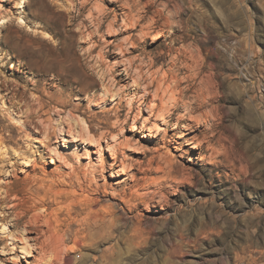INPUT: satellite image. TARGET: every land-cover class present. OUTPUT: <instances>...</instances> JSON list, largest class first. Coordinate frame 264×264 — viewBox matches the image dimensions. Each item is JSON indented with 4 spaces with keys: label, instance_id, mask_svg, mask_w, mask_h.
I'll list each match as a JSON object with an SVG mask.
<instances>
[{
    "label": "rangeland",
    "instance_id": "1",
    "mask_svg": "<svg viewBox=\"0 0 264 264\" xmlns=\"http://www.w3.org/2000/svg\"><path fill=\"white\" fill-rule=\"evenodd\" d=\"M0 264H264V0H0Z\"/></svg>",
    "mask_w": 264,
    "mask_h": 264
},
{
    "label": "bare ground",
    "instance_id": "2",
    "mask_svg": "<svg viewBox=\"0 0 264 264\" xmlns=\"http://www.w3.org/2000/svg\"><path fill=\"white\" fill-rule=\"evenodd\" d=\"M70 7H72L73 6V4H72V2H70ZM68 5V4H67ZM70 9V8H69ZM90 14V13H89ZM91 17H92V15H91ZM131 25V28H134L135 27V24H134V22L133 23H131L130 24ZM144 33V32H143ZM146 33V32H145ZM144 33V34H145ZM147 34V33H146ZM156 35V34H155ZM133 44V43H132ZM131 44V46H132V48H133V50H137L138 48L135 46V45H132ZM171 64H172V62H171ZM190 65V64H189ZM171 68H172V66H171ZM190 68V67H189ZM169 70V69H168ZM153 76V75H152ZM163 76V75H162ZM162 76H160V79H161V77ZM197 76V75H196ZM154 77V76H153ZM163 78V77H162ZM171 79H173V80H175L174 78H170V80ZM159 80V79H158ZM165 79H162V81H164ZM154 81H155V79H154ZM159 81H161V80H159ZM158 81V82H159ZM168 82V81H167ZM174 82H176V80L174 81ZM154 83V82H153ZM172 83H173V81H172ZM176 85H177V82L175 83ZM179 84V83H178ZM162 85V84H161ZM161 85L159 86V87H157L156 88V86H155V93H153V97H154V94H158L157 93V90H158V88H160L161 87ZM168 85V84H167ZM170 85H172V84H170ZM166 86V85H165ZM164 86V87H165ZM167 88H168V86H166ZM174 86H172V88H173ZM206 87V86H205ZM149 86L145 89V90H143V92L145 91V93H150L149 92ZM167 88H164V89H162V90H158V92L159 91H163L164 92V90H165V92H164V94L163 95H165V94H168L169 92L167 91ZM169 88H171L170 86H169ZM171 88V91L170 92H172L171 94H169L168 95V97L166 98V96H165V98L167 99L166 101H164L166 104V106H163V105H161L160 106V109H162V110H164L165 111V113L166 112H170V108L169 107H171V108H178V103H179V101H181L180 100V97H177V95L178 96H182L181 94L179 95V94H177L178 93V91H177V93L174 91V89H176V88H173L172 89ZM208 89V88H207ZM207 89H205V90H207ZM203 90V89H202ZM166 91L168 92V93H166ZM183 91V90H182ZM180 92V91H179ZM175 93L177 94V95H175ZM202 93V92H201ZM143 95H144V93H142V95H141V99H143ZM159 95V94H158ZM157 95V97H159ZM161 95V94H160ZM202 96V95H201ZM162 97V96H161ZM164 97V96H163ZM152 98V97H151ZM156 98V97H155ZM155 98H154V100H155ZM140 99V100H141ZM159 99V98H158ZM199 99H201V98H199ZM153 99H150V103L148 102L146 105V107L148 108V110H149V115H148V117H145L144 118V120L142 121V123H144L145 124V122H147V120H149V118H151L153 115H152V112L155 110V109H153V107H155V104L153 105V102L151 103V101H152ZM157 100V99H156ZM162 102H163V100H164V98L163 99H160ZM159 101V100H158ZM138 102H140V103H143L144 101L143 100H141V101H139V100H137V103ZM162 102H158V103H162ZM185 102H187V101H185ZM189 102V101H188ZM178 104V105H177ZM183 104V103H182ZM138 105H139V103H138ZM192 105V104H191ZM190 105V106H191ZM185 106H187V108H190V106H189V104L188 103H185L184 104V107ZM158 106H156V108H157ZM180 107V106H179ZM182 107V106H181ZM186 108V107H185ZM184 108V109H185ZM192 108V107H191ZM158 110H159V107H158V109L157 110H155V112L156 113H158ZM160 111L159 113L161 114V112H163V111ZM189 110V109H188ZM185 111H187V109L185 110ZM189 111H191V110H189ZM139 112H140V107L139 106H137V111L134 113V116H133V121H135L136 120V118L138 117V114H139ZM158 113V114H159ZM163 114V113H162ZM162 114L160 115V116H162ZM154 115H156V114H154ZM169 115V114H168ZM167 115V116H168ZM171 115V114H170ZM158 116V115H157ZM157 116H156V118H157ZM165 116H166V114H165ZM197 118H198V116H196ZM196 117H194V119L196 118ZM162 118V117H161ZM193 118V117H192ZM193 121V120H192ZM195 121V120H194ZM198 121H199V119H198ZM76 122H78L77 124H79L78 125V130L76 131V130H74L73 131V129H72V131H71V129H68L67 130V133L70 135V138H71V140H75V141H77V140H89V141H94V137L92 138V133H91V131H90V129H89V127H88V125L82 120V121H76ZM80 122V123H79ZM149 122H150V120H149ZM191 122V121H190ZM134 123V122H133ZM198 123V122H197ZM197 123H195L196 124V126H197ZM201 123V122H200ZM155 124V122H152L151 123V125L153 126ZM194 125V124H193ZM199 125V124H198ZM143 126V125H142ZM156 126V125H155ZM70 128H72V127H70ZM20 129H21V131L23 132H25L26 131V125L23 123L22 125H20ZM75 129V128H74ZM190 129V128H189ZM46 137H48V136H46ZM95 141H96V139H95ZM97 142V141H96ZM198 142V141H197ZM98 143V142H97ZM201 143V142H200ZM198 144V143H197ZM130 145V144H129ZM98 146H99V144H98ZM198 146H199V144H198ZM47 147H50V144L48 143V145H47ZM195 147H197V146H195ZM199 148V147H198ZM52 150V149H51ZM100 151V150H99ZM115 157V156H114ZM123 163V162H122ZM121 163V164H122ZM123 165V164H122ZM71 175V174H70ZM69 178H70V176H69ZM73 178V177H72ZM80 185V184H79ZM46 186V185H45ZM81 187V186H80ZM57 194V193H56ZM86 194V193H85ZM85 198H87V196L86 197H84L83 199H85ZM89 198V197H88ZM87 201H89V200H87ZM124 201V200H123ZM86 203V202H85ZM88 203V202H87ZM42 205V204H41ZM24 208V207H23ZM38 216V215H37ZM37 218V217H36ZM47 224V223H46ZM49 224H50V222H49ZM49 226V228L47 227V229H49V230H52V228L50 227V225H48ZM54 228V227H53ZM54 231V230H53ZM68 233H69V228H67V230H65V231H63V232H58V231H54L53 233H52V235L50 236V235H48V237L47 238H49V237H51L50 239L52 240V242H50V244H52V248H51V251L50 252H52L53 253V257H55V259H53V260H55V261H57V260H59V258L60 259H62L61 258V253H62V247L64 246V244H65V236L66 235H68ZM49 241L50 240H48V243H49ZM50 246H49V248H50ZM66 246V245H65ZM77 248V247H76ZM64 253V252H63ZM59 255H61L60 257H59ZM52 257V258H53ZM60 261V260H59ZM59 261H58V263H59ZM62 261V260H61Z\"/></svg>",
    "mask_w": 264,
    "mask_h": 264
}]
</instances>
